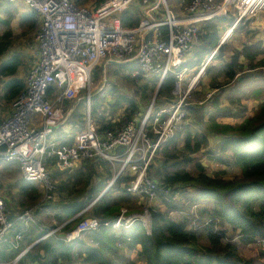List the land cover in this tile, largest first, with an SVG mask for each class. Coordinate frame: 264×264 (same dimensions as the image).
Here are the masks:
<instances>
[{
  "label": "trees",
  "instance_id": "trees-1",
  "mask_svg": "<svg viewBox=\"0 0 264 264\" xmlns=\"http://www.w3.org/2000/svg\"><path fill=\"white\" fill-rule=\"evenodd\" d=\"M103 1L96 0L97 3ZM11 18L4 20L6 28L0 33V58L9 51L18 37L29 35L37 28L38 17L32 10L19 18L21 28L19 34L13 32L10 25ZM121 19L122 25L129 27L137 26L139 21L138 18L129 20L125 16ZM233 20L234 17L220 15L203 22L202 27L206 29V33L200 36V43L194 53L195 60L182 62L179 69L198 65L218 43L220 38L218 25L226 22L231 24ZM253 37L254 34L249 36V38ZM225 48L221 45L214 59L222 60ZM262 55L264 48L262 42L257 40H251L241 48L234 49L229 60L221 66L226 77L225 83L263 77ZM20 65L21 58L17 53H12L10 57L0 62V77L5 78L0 86L3 100L10 101L24 88V80L17 77V69ZM116 65L123 67L127 63ZM210 69L209 66L207 71ZM140 75L133 77V80H137ZM124 77L130 78V75ZM155 78L157 82L152 83V90L157 85L158 91L153 103L155 108H158L164 103V97L167 101H171L176 78L171 70L165 73L161 81L159 75H155ZM212 85L216 87L220 84L212 83ZM261 85L264 90V82ZM147 88V84L140 86L143 92L140 97L143 100L147 99ZM109 94L115 98L114 104L109 103L113 107L112 111L114 113L117 111L118 104L119 107L125 105L126 111L122 112L125 114L121 115L123 121L129 120L137 110L135 100L126 94L115 92ZM99 96L100 94L91 98L90 115L92 114L94 118L97 133L102 135L105 131L113 129L115 124L107 118L106 109L98 112L102 106ZM84 109L79 103L71 116L72 122L80 128L83 126L84 119L81 117L84 116ZM205 123L206 128L222 136L219 151L224 152L228 149L231 151L232 164L239 167L240 175L233 177L209 175L201 161L189 154L198 152L201 149V142H205V139L198 138V134H192L190 130H179L162 145L163 150H176L184 132L186 135L183 143L187 152L181 157L163 153L161 165L154 171L152 177L158 181L160 187L177 185L185 190L187 186H191L189 199L192 206L190 205L188 212L176 202H173L175 205L169 203L165 195L160 192L158 196L164 200V210L157 206L150 209V232H147L142 221L138 219L127 228L100 226L89 234L86 240L83 239L85 235L83 232L79 235L80 238L72 240L83 250L77 254L79 262H76L77 258L74 257L69 242L60 237L47 236L25 251L19 257L18 263L119 264L114 257L120 253L119 249L125 248L133 252L141 264H259V262L264 264V98L253 115L245 117L240 123L221 124L212 117ZM49 160L45 162L46 165L51 163ZM172 165H175L176 169L168 171L167 167ZM113 173L112 165L105 159L98 157L84 160L74 170L56 169L51 174L56 180V193L61 195L59 203L56 200L53 203L51 200H42V192L25 178L19 193L12 195L11 198L16 201L18 212L36 204L40 205L36 213L51 223L52 227L62 225L60 229L65 232L73 229L79 220L86 216L107 220L114 218L123 208L127 212L142 211L143 205L139 199L124 188L129 180V176L124 174L117 177L107 191L97 198L112 179ZM199 201L203 202L201 207ZM168 211H178L179 216L173 217ZM77 214H79L77 217L68 221ZM8 217L14 222L11 235L21 234L25 243L21 240L16 248H13L7 242H0V260L15 257L42 235L35 222L16 220V214L13 212L9 213ZM53 220L55 223L52 222ZM229 229L236 233L238 241L228 236ZM117 242H121V246H118ZM255 243L261 245L257 256L246 257L241 254L240 246ZM126 264H134V261L128 258Z\"/></svg>",
  "mask_w": 264,
  "mask_h": 264
},
{
  "label": "built area",
  "instance_id": "built-area-1",
  "mask_svg": "<svg viewBox=\"0 0 264 264\" xmlns=\"http://www.w3.org/2000/svg\"><path fill=\"white\" fill-rule=\"evenodd\" d=\"M0 1L23 2L39 16L33 37L35 62L26 72L23 90L11 99L9 114L0 119V162L17 161L23 177L40 184L42 200L55 202L56 180L45 165L47 159L58 170H73L84 160L105 159L114 169L109 187L121 174L129 176L124 188L139 199L143 210L127 212L123 208L107 220L86 216L66 232V240L100 226L127 228L137 219L150 232V209L156 207L159 193L174 199L177 190H182L177 185H158L150 175L153 157L187 123L188 95L220 46L238 26L264 11V0H188L183 5V9L192 14L187 22L176 16L168 0H139L145 6L144 15L135 27H125L121 23L122 13L133 0H104L96 7L79 3V0ZM230 7L234 20L223 30L217 45L194 68V75L182 88L187 80V69H179V66L185 60V53L191 51L205 33L200 22L227 15ZM152 11L158 15H153ZM108 58L116 62L135 61L136 67L131 72L134 77L159 73L161 81L168 70L173 71L176 78L173 94H179L166 106L152 110L150 105L141 118L125 121L102 135L97 133L90 113H86L83 128L76 133L73 142L49 140L53 128L63 118L58 104L68 99H84L88 108L91 72L98 63L109 62ZM211 95V91L207 92L199 104L208 101ZM35 116L39 117V122ZM37 207L18 213L16 220L36 222L34 211ZM8 214L6 200L0 196V242L13 228L14 222ZM61 226L47 231L41 238ZM20 238L21 234L16 233L15 239ZM117 245L121 246V242ZM21 252L13 258L0 260V264H19Z\"/></svg>",
  "mask_w": 264,
  "mask_h": 264
},
{
  "label": "crops",
  "instance_id": "crops-1",
  "mask_svg": "<svg viewBox=\"0 0 264 264\" xmlns=\"http://www.w3.org/2000/svg\"><path fill=\"white\" fill-rule=\"evenodd\" d=\"M85 1H90V0H85ZM153 1H155V0H152V2ZM169 1L170 2H168V3L170 5V7L175 11L176 16H178L182 19H186L184 22H187V20H188L187 18L192 17L191 13H188L183 9V5L188 0H169ZM218 1H221V0H218ZM0 2H5V1H0ZM7 3H9V2H7ZM17 3L18 2H15V5ZM144 8H145V6H142L139 3V0H133L132 3L128 6V8L122 13L121 18L124 16L129 18V20H136L138 18V20L140 21L141 17L144 15ZM230 10H232L231 7H230ZM27 11H29V9L18 10V26H19V18L24 13H26ZM135 11H137L138 13L136 14ZM230 13H233V12L230 11ZM230 13H228L226 16L227 17H233V15H231ZM152 14L155 16L158 15V13L156 11H152ZM37 17H38V24H39L38 14H37ZM139 21H138V23H139ZM203 22H205V20L200 22L201 26H203V24H202ZM38 24H37V27H38ZM10 25H11V23H10ZM229 25L230 24H228L227 22L226 23H220L218 25L220 36H221L223 30H225ZM125 27H129V26H125ZM241 27L243 29L247 28L246 29L247 31L238 32L237 28H241ZM237 28L233 31L231 36L223 44V46L228 47V45H230V43L232 41V35H236V37L239 40V44H234L232 47H230V50L227 51L226 55L228 56V60H229V57L232 54L234 49L241 48L244 44L249 43L251 40L261 41L262 47L264 48V11L261 12L257 17L247 21V23L245 25H242V26L237 27ZM19 29L20 30H19V32H17V34H19L21 32L20 26H19ZM248 30H250L249 33H248ZM13 32H14V30H13ZM34 32L35 31H32L31 34H29V35L34 34ZM14 33L16 34V32H14ZM205 33H206V29H205ZM252 34H254L253 38H248V39L246 38V35L251 36ZM29 35H27V36H29ZM199 39H198L197 43H195V45L193 46L192 50L185 53V55H184V58H185L184 61L185 62L195 60V54L194 53L196 52L195 51L196 47L200 43ZM35 47H36V44H35L34 39H33L32 45L27 44V45H24V47L22 48V53L26 54V56L23 57L18 51H16V52L11 51V53L9 52L10 53L9 55L7 53L5 55H3L0 58V62L7 59L8 57H10V55L12 53H17V54L19 53L20 58H21V65L17 69V77L22 78L24 80V83H25L26 72H27L28 68L35 62V59H36ZM262 56L264 57V55H262ZM107 60L109 62H111L112 64H121V63H130L131 62V61L116 62L115 60L110 59V58ZM228 60L223 61L220 59H214L207 66V68L210 66L211 69L209 71H207V68H206L204 73L198 78V81L196 82V84L194 85V87L192 88V90L190 91V93L188 95L189 102L187 105V123L185 125L186 126L189 125L188 126L189 128L186 126L185 127L182 126L183 128L181 127L179 129V130H182V129L183 130H190L192 134L197 133L198 138L203 137L205 139V142L207 143V147L218 146V150L220 148L222 136L218 135V134H216V132L206 128L205 122L210 117H212L213 119H215L216 122L221 123V124H237V123H240L245 117H251L253 115L258 104L261 102L262 98H264V90L261 88V86H263V85H261V83L264 82V79H263L264 76L263 77H257L254 79H249V80H243V81L233 80V81L225 83L226 77L224 76V74L222 72L221 66L224 62H227ZM109 62H108V64H109ZM130 65L132 66L133 64L131 63ZM196 66L197 65L192 66L190 68H187V72H186L187 83L189 82L191 77L194 75V73H195L194 68H196ZM135 67H136V63H135L133 68H135ZM133 68H132V70H133ZM132 70H131V72H132ZM131 72H130V75H131ZM23 74H24V76H23ZM155 74L159 75V73H155ZM132 77H134V76H132ZM0 78H2V82H1V84H2L3 81L5 80V78L4 77H0ZM219 80H221V81L223 80L222 83H219L218 82ZM212 83H214L215 85L216 84H220V85L214 87V85H212ZM0 91H1V89H0ZM209 91L212 92L210 99L208 101L202 103V104H199V100H201L203 97H205L206 93ZM198 96H202V97L198 100H192V98L198 97ZM190 100H191V102H190ZM2 101H4L5 103H8V102H10V103L6 109L5 108L2 109L1 108L2 106L0 107V119L7 116L11 110V100L10 101L3 100L1 98V93H0V102L2 103ZM80 101H84V99H81L79 101H76L74 99H68V100H64L58 104L61 107L63 118L53 128L52 133L48 137L49 140H52V141L54 140L58 143H71V142H73L76 133L79 132L81 130V128L83 127L82 126L80 128L76 123L72 122L73 120L71 117L74 109L76 107H78ZM171 101H173V99H171ZM171 101H167V100L164 101V103L165 102H167V103L166 104L163 103L162 105H160V107L166 106ZM192 101H194V102H192ZM188 110L192 111V114H193L192 118L189 117ZM81 112L83 113V110H81ZM83 114H84V116H82L81 118L84 119L85 113H83ZM34 118H36L37 122L40 121L38 116H35ZM134 118L136 119L137 117H134ZM83 122H84V120H83ZM200 123H201V125H200ZM183 135H186V133L183 132ZM211 153H214L213 155H219L220 157H223L224 159H226V161L232 163L231 151L229 149L224 151V152L218 151V152H211ZM6 163H9V164H4V165L0 166V183H1V180L6 179L8 182L5 185H10V187H12L11 193L13 195H17L20 191L19 188H20V186H22L21 183L23 182V179H24V177L21 173L20 164L17 161H6ZM31 183L35 187L39 186L40 189L38 187L37 188L39 189V191H41L40 184H38L36 182H31ZM36 184H38V185H36ZM2 189L3 188H0V196L4 197V199L6 200L5 196L1 193L3 191ZM56 198H57V195H56ZM6 203H7V201H6ZM7 207H8V205H7ZM38 208H40V205H38L37 209ZM18 209H19L18 205H16L15 209H14L15 212H13V211H11V212L16 214V216H17V214L20 213V212H18ZM162 209L164 210V207ZM11 212H10L9 207H8V213H11ZM168 212L170 214V212H173V211H168ZM35 216H36V213H35ZM52 222L55 223L54 220ZM35 224H38L40 231H42L41 236H43L47 231L55 229L58 226V225H56L55 227H52L51 223L42 219V217L39 214H37ZM11 231H12V229L7 234L6 239L3 240L2 242H7L13 248H16L17 244H19L21 242V240H23V239L21 236V238L19 240H16L15 239L16 234H14V236L11 235V234H13ZM86 233L87 232H85V234ZM88 233L91 234V233H93V231H90ZM41 236L37 240H40ZM47 236H50V237L53 236L55 238H59V237L63 238L66 242H69L73 251H74V246H75V250L77 252L83 251L79 244L73 242L74 239L80 238V236L72 239L73 241L72 240L67 241L65 238L66 232L61 230V229H58L56 231H52ZM88 236L89 235H87L85 237L83 235V239L86 240L88 238ZM41 239H43V238H41ZM37 240H35V241H37ZM23 242L25 243V240H23ZM33 243H31V244H33ZM30 245H27L25 248H28ZM125 250L126 251L124 252V256H123L124 260H122L123 257L120 259L121 263H126L128 258L131 260H134L136 258V255L133 252L129 251L128 249H125ZM74 254H76L75 251H74ZM74 257L77 258V255H74Z\"/></svg>",
  "mask_w": 264,
  "mask_h": 264
},
{
  "label": "rangeland",
  "instance_id": "rangeland-1",
  "mask_svg": "<svg viewBox=\"0 0 264 264\" xmlns=\"http://www.w3.org/2000/svg\"><path fill=\"white\" fill-rule=\"evenodd\" d=\"M82 2L87 3L91 7H96V5L99 4L96 2V0H90V1L79 0V3H82ZM168 2H170V1L168 0ZM22 9H28V7L26 5H24L23 2L22 3L18 2L16 5H15V3L0 2V33L6 28V24L4 23L5 22L4 20L11 18V17L12 18L10 20V23H11L12 29L14 30V32H16V34H17V32H19L20 29L18 26V10H22ZM230 11L233 12V10H230ZM135 12H136V14L138 13L137 11H135ZM230 14L233 15V13H230ZM246 29L247 28L243 29L242 27L237 28L238 32H240V31L245 32V31H247ZM33 37H34V34L29 35V36H27V35L21 36V37L17 38L16 41L13 43V45L10 47L11 49H9L10 51H8L7 54L9 55L11 53V51L12 52L18 51L23 57L26 56V54L22 53V48L24 47V45H27V44L32 45L33 44ZM246 38L248 39L249 36L246 35ZM234 44H239V40L236 37V35H232V41H231L230 45L227 44L228 47L225 48V52H224L223 57H222L223 61L228 60V56L226 55V53L228 50H230V47H232ZM131 63L133 64V67H134V65H135L134 61L127 63V65H125L123 67H119L116 64H112L111 62H109V64H108V62L105 64V60H104V61L98 63L93 68V70L91 72L90 102H91V98H93V96H97L100 94V96L98 98L102 102V106L101 107L98 106V108L100 107L98 112H102L103 110L106 109L105 111H107L106 112L107 118L109 120H112L111 122L112 123L114 122L115 126L120 125L126 121V120L123 121L124 119L122 118V115L125 114V113L122 114V112H125L126 109H125V105L122 107H119V104H118V105H116L117 111H115V113H114V111H112L113 107L111 105L114 104L115 98L111 97L109 92H112V93L115 92L118 94H126L127 96H130L135 100V102L137 104V110L135 111V113H133L131 115V118L129 120H135L134 117L141 118L144 115V113L148 110L150 105H152V110H155V107H156V106H154V103H153V96L157 90L156 89L157 85L155 86V88H154L155 90L153 89L154 90L153 91L152 90V83L157 82V78H155V75H157V74H145V75L142 74V75H140V77L137 80H133V77L130 75V72L132 70V66L130 65ZM104 64L106 66H105V70L103 71L102 67ZM128 75H130V78L124 77V76L128 77ZM23 76H24V74H23ZM222 81L219 80L218 82L222 83ZM1 82H2V78H0V85H1ZM144 84H147V86H148L147 91H146L147 99H145V100H143L140 97L141 94L143 93L142 90L140 89V86H143ZM186 85H187V81L184 82V84H182V88H185ZM173 91H174V89H173ZM177 94H179V93L176 92V94H173L172 99H175L177 97ZM201 97L202 96L194 97V98H192V100H198ZM166 100H167L166 97H164L163 102ZM188 102H189V99H188ZM190 102H191V100H190ZM192 102H194V101H192ZM9 103L10 102L5 103L4 101H2V103L0 102V107L2 106L1 107L2 109H4V108L6 109L9 105ZM109 103H111V105H109ZM166 103L167 102H165L164 104H166ZM80 105L84 106V108H85L84 109L85 110L84 111L85 116H86V113H90L91 108H90V106H88V108H87L85 100L81 101ZM188 112H189V117L192 118V115H193L192 111L188 110ZM126 114H127V112H126ZM90 116L92 117V114ZM200 125H201V123H200ZM185 126L186 125L184 124L183 127H185ZM188 126L189 125H187L186 127H188ZM184 136L185 135L181 136V139L179 140V142L177 144L176 150L166 149V151H164L163 150L164 146H161L159 148V150L155 153L153 160L151 162V165H150V175L151 176L156 169H159V167L161 165L162 155H164L163 153L175 154L176 156L181 157L182 154H185L187 152V150L184 149V143H183V139L185 138ZM201 143L203 146L201 145V149L198 152L189 153V154L193 157H196L197 159H199L201 161V163L203 164V166L205 168V171L209 175L215 176V177H233V176L240 175L239 167H237V166L233 165L232 163L226 161V159H224L223 157H220L219 155H213L214 153H211V152H218L219 151L218 146L207 147L206 142H201ZM162 151H164V152H162ZM49 161L51 163H49L46 166H47L50 174H53V171H56V168L53 167L52 161L51 160H49ZM81 163L82 162L78 163L77 167L80 166ZM4 164H9V163H6L4 161L0 162V166L4 165ZM175 169H176L175 165L167 167L168 171H174ZM98 171L100 172L99 168H98ZM7 182L8 181L6 179L1 180L0 188H3L2 189L3 191L1 193L6 198L7 205L9 207L10 212L11 211L15 212L14 209H15V206L17 205V203L14 199L11 198V196L13 195L11 193L12 187H10V185H5V184H7ZM36 185H38V184H36ZM37 187L40 189L39 186H37ZM191 192H192V187L187 186V188L185 190H181V189L177 190V197L176 198L173 199L171 197H167L166 200L169 203L172 202L171 204H173V205H175L173 202L178 203L179 207L183 206L184 211L188 212L190 210V205H191L190 203H192L189 199ZM56 195H57L56 202L59 203L58 201L61 198V195H60V193H58V194L56 193ZM63 196H65V194H63ZM198 204L201 207L203 202L199 201ZM156 206L163 208V206H164L163 198L157 199ZM36 210H37V208H35L34 214L36 213ZM170 214L173 217L179 216L178 211L170 212ZM36 218H37V213H36ZM205 219L206 218H204V220ZM227 234H228V236H232V239L234 241H238V237L236 236V233H234L232 230L229 229ZM87 235H89L88 232L84 236L86 237ZM260 249H261V245L259 243L250 244L247 246H240L241 254H243L246 257L257 256ZM262 249H263V246H262ZM74 251L76 253L75 255H77L78 252L75 250V246H74ZM125 251L126 250L124 248L119 249L120 253L114 257V260L116 262H118L119 264H126V263L120 262V259L124 256ZM122 260H124V257L122 258ZM77 261L79 262V258L76 259V262ZM133 261H134V264L141 263V261L137 258H135ZM259 264H261V263L259 262Z\"/></svg>",
  "mask_w": 264,
  "mask_h": 264
},
{
  "label": "water",
  "instance_id": "water-1",
  "mask_svg": "<svg viewBox=\"0 0 264 264\" xmlns=\"http://www.w3.org/2000/svg\"><path fill=\"white\" fill-rule=\"evenodd\" d=\"M157 91L158 90H156V92H155V94H154V96H153V99L156 97V94H157ZM109 188V185H107L106 187H105V189L99 194V196L97 197V198H99L100 196H102L106 191H107V189ZM82 212V211H81ZM80 212V213H81ZM79 213V214H80ZM79 214H77V215H75V216H73L72 218H70L68 221H71V220H73L75 217H77ZM39 240H37V241H35L33 244H31L28 248H26V249H24L22 252H21V255L27 250V249H29L31 246H33L36 242H38Z\"/></svg>",
  "mask_w": 264,
  "mask_h": 264
}]
</instances>
